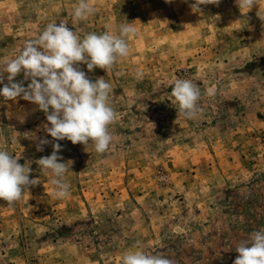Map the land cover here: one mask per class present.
<instances>
[{"label":"rangeland","instance_id":"374dc122","mask_svg":"<svg viewBox=\"0 0 264 264\" xmlns=\"http://www.w3.org/2000/svg\"><path fill=\"white\" fill-rule=\"evenodd\" d=\"M194 2L89 0L95 15L74 23L77 0H0V64L53 21L80 35L137 30L110 71L80 65L113 86L103 154L54 140L36 104L0 96V148L38 180L13 205L0 199V264H121L137 247L172 264H234L238 244L264 229V0L249 11L236 0L200 11ZM177 78L200 88L192 119L171 96ZM14 82L30 80L22 71ZM55 143L70 164L64 199L35 163Z\"/></svg>","mask_w":264,"mask_h":264},{"label":"clouds","instance_id":"9594fccd","mask_svg":"<svg viewBox=\"0 0 264 264\" xmlns=\"http://www.w3.org/2000/svg\"><path fill=\"white\" fill-rule=\"evenodd\" d=\"M220 0H195L191 5L200 11V5L216 4ZM239 9L248 11L256 5V0H236ZM97 9L89 0H77L73 11V22L87 20ZM67 22L48 23L43 31L32 40L25 41L18 54L0 64V96L8 99L21 97L38 106L46 114L51 127L48 134L56 141L69 140L72 144H92L98 154L105 153L111 145L113 134L110 126L116 121V111L110 103L113 86L104 77L94 82L80 69L86 64L91 72L94 68L110 71L120 60L127 58L130 49L128 39L136 35L132 23L118 25L115 31L101 34L87 32L83 35L67 27ZM23 71L24 78L30 80L25 87L22 82H14ZM142 76L137 70L136 77ZM39 78V79H38ZM176 109L186 119H192L201 109L200 88L190 79L177 78L171 89ZM51 109V111H49ZM47 139L37 146L43 151ZM61 151L59 143L53 144V152L41 157L35 163L44 175L51 174L52 197L64 199L70 193L69 161L58 162ZM20 156L0 148V199L13 205L23 196L25 189L38 183L30 179L29 163H18ZM72 163V162H71ZM239 253L234 264H264V229L253 231L247 240L241 241L235 250ZM121 264H172L166 257L140 250L126 251Z\"/></svg>","mask_w":264,"mask_h":264}]
</instances>
